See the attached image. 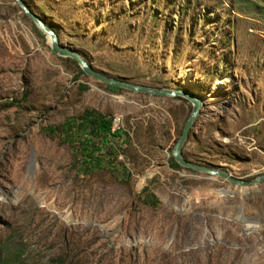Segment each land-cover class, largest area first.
Returning a JSON list of instances; mask_svg holds the SVG:
<instances>
[{"label":"rangeland","instance_id":"1","mask_svg":"<svg viewBox=\"0 0 264 264\" xmlns=\"http://www.w3.org/2000/svg\"><path fill=\"white\" fill-rule=\"evenodd\" d=\"M23 1L93 70L202 100L186 161L264 174V0ZM49 46L0 0V264H264V183L170 166L192 106L113 94ZM84 110L124 133L88 172L59 132Z\"/></svg>","mask_w":264,"mask_h":264},{"label":"water","instance_id":"2","mask_svg":"<svg viewBox=\"0 0 264 264\" xmlns=\"http://www.w3.org/2000/svg\"><path fill=\"white\" fill-rule=\"evenodd\" d=\"M18 5L22 13L34 24L35 28L46 38L50 40V50L54 55L61 58H67L77 64L79 69L89 78L102 83L105 87L125 90L134 94H141L151 97L158 98H181L187 101L192 106V111L184 124L183 130L175 143L172 150V158L174 162L184 168L191 170L196 173L208 175L210 177L219 178L229 183V185L236 188H249L258 184L264 183V174L255 177L252 180H241L232 177L226 171L218 169H209L206 167L195 165L191 162L186 161L182 156V149L188 139L189 132L193 127L195 119L200 114L203 108L202 100L197 98L193 93L187 90H168V89H152L133 85L128 82L108 78L103 74L93 70L76 52L71 50L69 47H65L60 44L58 36L52 31L38 16H36L24 3L23 0H14Z\"/></svg>","mask_w":264,"mask_h":264},{"label":"trees","instance_id":"3","mask_svg":"<svg viewBox=\"0 0 264 264\" xmlns=\"http://www.w3.org/2000/svg\"><path fill=\"white\" fill-rule=\"evenodd\" d=\"M106 89L113 94L120 91V89L109 87ZM112 121L109 116H103L92 110H84L80 116L68 118L59 126L63 143L67 144L73 154L78 152L84 158L87 172L103 168L101 150L108 144L110 138L121 140L124 135L121 130L111 133ZM42 131L53 136L58 129L46 127ZM111 164L108 166L112 167ZM117 166L121 167L120 164ZM170 166L178 168L174 162H171ZM140 194L143 195L141 205L146 207L158 205L155 196L150 194L146 187L141 190Z\"/></svg>","mask_w":264,"mask_h":264},{"label":"built area","instance_id":"4","mask_svg":"<svg viewBox=\"0 0 264 264\" xmlns=\"http://www.w3.org/2000/svg\"><path fill=\"white\" fill-rule=\"evenodd\" d=\"M120 130L117 126V121H112L111 133Z\"/></svg>","mask_w":264,"mask_h":264},{"label":"bare ground","instance_id":"5","mask_svg":"<svg viewBox=\"0 0 264 264\" xmlns=\"http://www.w3.org/2000/svg\"><path fill=\"white\" fill-rule=\"evenodd\" d=\"M49 40V39H48ZM49 44H50V40H49ZM213 109V108H212Z\"/></svg>","mask_w":264,"mask_h":264},{"label":"crops","instance_id":"6","mask_svg":"<svg viewBox=\"0 0 264 264\" xmlns=\"http://www.w3.org/2000/svg\"><path fill=\"white\" fill-rule=\"evenodd\" d=\"M176 99V98H175Z\"/></svg>","mask_w":264,"mask_h":264}]
</instances>
